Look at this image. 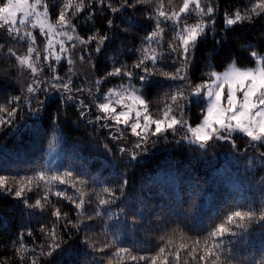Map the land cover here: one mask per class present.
<instances>
[{"label":"snow or ice","instance_id":"snow-or-ice-1","mask_svg":"<svg viewBox=\"0 0 264 264\" xmlns=\"http://www.w3.org/2000/svg\"><path fill=\"white\" fill-rule=\"evenodd\" d=\"M153 3L154 0H119L114 6V0H88L87 3L85 0H63L57 5H50L47 0H0V40L26 43L25 55H17L12 48H8L7 52L9 57H15L19 70L26 68L31 74V82H25L20 76L0 71V101H3L0 103V113L6 114L0 115V132L8 126L11 134L20 139L21 147L33 136L40 135V126L35 121L28 123L22 120L20 124L16 123L22 105L29 115L37 116L38 119L42 111L47 112V120L56 126L55 131L62 132L60 106H57L55 113L48 112L45 100L40 99L41 95L47 99L51 94H57L56 99L65 106L75 107L78 111L77 126L80 123L85 127L91 125L93 133L100 130L99 135L89 140L94 160L100 165L97 176H89L86 168L71 159L62 171L45 165L32 169L31 175L0 174V194L21 200L24 209L43 211L50 195L54 194L71 204L76 212L75 220H69L67 212L62 213L58 207L52 209L56 220L63 219L64 226H70V230L57 231L55 224L50 229L42 227L41 231L45 232L48 242L39 245V251L37 247L29 248L24 243V232L21 231L17 239L12 241V250L15 252L13 258L18 259L20 264H24L25 260L28 264H41L42 261L43 264H61L57 258L66 255L76 256L72 264H104L97 258V253L106 254L107 250L113 248L108 264H111L112 257L118 260L127 257L134 264L139 261L145 264H172L173 260L180 264L181 252L189 257L188 264H264V176L256 182L259 184L256 193L239 198L220 187L213 190L207 178L190 181L182 188L183 195L162 198L165 202L154 199L157 193L151 187L147 192L142 188L134 199L126 192L129 184L128 166H139L140 161L146 160L151 150L160 144L165 148L187 144L206 153L217 143L227 142L236 150L235 138L242 135L247 138L245 154L248 149L258 153V157L250 159H257L260 169L264 170V53L252 50L248 66H240L234 56L227 58L222 66H217L214 62L218 55L217 48L226 42L227 35L217 39L215 0H207V3L202 0H183L178 11H165L163 0H158L156 6L145 13V20L153 23L151 31L140 37V47L129 48L127 43L122 42L121 47L108 58V62L113 65L111 69L94 82L97 92L108 77L126 78L127 83L109 88L102 97L93 96L90 87L73 84V52L77 46L82 48L79 59L83 61V52L92 55L89 45L93 43L95 54L99 56L121 36H135L132 29L137 27L138 22L129 10L134 12L138 7ZM93 4L96 7L88 13L87 19L91 20L94 15L107 10L111 13L107 19L108 31L101 35L96 30L84 37L79 35L75 21L79 19L80 13L92 8ZM50 7L58 8L54 22ZM190 12H194L196 17V22L192 24L187 23ZM261 16H264V0H254L242 9L237 8L231 15L226 11L224 24L226 30H230L244 22L252 23ZM162 25L169 26L173 33L166 50V29ZM209 33L214 46L204 56L202 75L195 76L196 53L200 45L208 40ZM38 37L42 38L44 44L43 56L37 47ZM241 47L247 51L253 46L249 43ZM0 50H4V44H0ZM125 52L135 55L136 59L130 67L123 62L116 66L119 57ZM62 61H66L68 66L66 77L60 76L57 71ZM165 61H170L167 67L172 68V71L158 66ZM45 65L51 73L50 77L44 75ZM194 80L198 82L194 83ZM16 92L20 94L12 95ZM85 92L92 96L90 103L81 98ZM153 95L159 97L157 103L163 102L156 116L150 111L149 97ZM93 107L97 113L94 118ZM105 129L115 130L108 132L107 142L101 140ZM126 131L135 137L134 145L131 149L119 147L117 157L112 142L120 141ZM177 133H180L179 138ZM170 135L172 140H169ZM72 147L80 150L82 145L74 143ZM6 148V144L0 145V157L5 154ZM105 167H123L124 171L119 174L118 180L109 184L111 177L103 181L98 179ZM249 170L250 167L246 169ZM245 181L251 184L246 177ZM90 183L100 185L99 191L95 193V201L85 199V189ZM41 185L45 188V194L34 203H29L24 198L25 192L38 190ZM56 185H69L79 195H70L61 189L53 192ZM93 204L94 209H86V205ZM118 204L119 213L107 210ZM120 216H123V220H120ZM154 216H162L166 224L176 225L171 233L163 230L165 235L159 237L161 245L155 255L137 256L132 254L131 248L119 246L121 237L116 235L117 232L131 235L138 229L150 227ZM97 218L101 220L100 226L105 230V237L109 235V221L116 220L118 225L115 232L111 233L112 239L103 246H98L90 223ZM184 228L189 232L197 231L198 235L190 237ZM82 230L83 236L78 243L65 248L68 241L64 236L72 240L71 233L74 231L79 236ZM257 230L262 245L260 259L240 261L236 254L238 245L249 243L247 237L255 236ZM177 233L182 241L178 245L174 242ZM27 235H33L30 228L27 229Z\"/></svg>","mask_w":264,"mask_h":264},{"label":"trees","instance_id":"trees-1","mask_svg":"<svg viewBox=\"0 0 264 264\" xmlns=\"http://www.w3.org/2000/svg\"><path fill=\"white\" fill-rule=\"evenodd\" d=\"M50 5H57L62 3L63 0H47ZM87 3L88 0H85ZM158 0H154L153 4L138 7L134 12L130 9L132 17L138 22L137 27L132 29L135 36H121L119 39L114 40L109 46H107L99 56L95 54V43L89 45V51L92 55L89 56L87 52H83L84 60L79 59L82 54L81 46L73 52L74 65L72 67V80L75 86L83 85L85 88H91L93 96H100L108 91L109 88L118 86L121 83H127L126 78L120 77H108L107 81L102 83L99 92L95 87V80L101 79L105 76L106 72L113 66L108 62V58L113 56L118 48L121 47L122 42L127 43L129 48L140 47V37L144 36L147 31H151V21L145 20V13L152 7L156 6ZM203 3H207V0H202ZM254 0H215L217 6L215 19V30L218 33L217 39L220 36L227 35L226 42L217 48L218 55L214 58V62L217 66H222L225 60L229 57H235L239 61L240 66H248L250 60V52L252 50H259L264 53V16L255 18L252 23L244 22L233 26L232 29L226 30L224 24V14L227 11L231 15L237 8H243L245 5H250ZM119 3V0H114V6ZM164 10H179L182 6L183 0H163ZM96 7L95 4L92 8H86L80 13L79 19L75 21L78 25V33L81 36L87 37L94 31L99 30L103 35L108 31L107 19L110 18L111 13L105 10L102 14H96L91 20H88V13ZM52 13V19L56 18L58 14V8L50 7ZM183 15V14H182ZM119 22V20H117ZM196 22L194 12H190L187 17V23L192 24ZM170 24V22H169ZM164 34V46L166 50L167 42L172 39L173 33L171 28L166 25ZM2 31V30H0ZM252 44V48L244 51L241 47L242 44ZM0 44H4V50H0V71H7L13 76H20L25 82H31V74L28 69L22 71L18 69L15 57H9L7 49L12 48L17 55H25L27 51V45L24 42L17 43L12 41L8 43L5 40H0ZM213 41L211 33L208 35V40L200 45L199 50L196 53V69L195 76H201L203 72L204 56L213 47ZM38 50L43 53L44 44L42 38L38 37L37 41ZM136 59L135 55L125 52L119 57V63H127L129 67ZM170 61H165L158 66L164 68L167 71H172V68L167 67ZM93 64L95 67H93ZM57 71L62 77L67 76L68 66L66 61H62L58 66ZM44 75L50 77L51 73L45 65ZM162 79V78H161ZM194 83L198 81H193ZM179 83V82H172ZM165 90H168L165 88ZM19 92L12 93V95H19ZM57 94H51L49 98H45L44 95L40 96L41 100H45L48 106V112L55 113L57 106H60L62 122L60 127L62 132H56V126L52 125L47 120V112H41L39 114L40 119L37 116L29 115L27 109L21 106V110L18 113L17 124L23 121L31 123L35 121L40 126V135L33 136L30 141L26 143L24 147H21V141L19 138L13 136L8 126H5L4 131L0 132V145H7L5 154L0 157V174H15L31 175L32 169H39L41 166H47L52 169L63 170L67 167L68 160L75 161L76 164L86 168L89 176H97V169L100 168L99 162L94 160V153L89 146V140L95 135H99L100 130L96 133L92 132V126L85 127L83 123L77 126L78 111L73 106H65L61 101L56 99ZM79 95V94H78ZM162 95V93H161ZM81 98L85 99L86 103H90L92 96H89L85 92ZM150 111L154 116L159 113V110L163 107V102L157 103L159 97L153 95L149 97ZM3 103V101H0ZM35 104V101H33ZM198 111V110H196ZM66 113V115H65ZM96 110L93 107L92 116L96 115ZM5 115V113H0ZM193 121L195 115L192 116ZM105 135L101 136V140L107 142L106 137L109 131H115L110 129L103 130ZM180 133H177L179 138ZM169 140H172L171 135ZM237 149L233 150L227 142H219L214 147H211L205 153L203 150L197 151L194 146L189 147L187 144H182L180 147L170 146L165 148L163 144L157 145L155 150H151V154L146 160H141L140 165H129L127 179L129 181L126 189L127 195L130 198L139 195L141 189L145 192L151 187L157 195L154 197L157 201L165 202L162 198H172L176 194L183 195L182 188H185L188 183L195 179L203 180L207 178L209 184L213 186V190L216 187H220L223 191L231 193L233 196L239 198L241 195L250 196L257 192L259 184L256 182L264 176V170L260 169L259 161L257 159H250L252 157H258V153L248 149L245 154L244 149L247 147V138L242 135H237L235 138ZM135 137H133L130 131L124 133L123 138L120 141H113V152L119 157L118 148L128 147L131 149L134 145ZM79 143L82 145L80 150H74L72 145ZM110 145V146H112ZM235 151V155L233 154ZM238 157V159H237ZM127 160V155H125ZM119 164V160H117ZM246 171V169H249ZM79 171V169H77ZM124 171L123 167H105L101 170L98 176L100 180H106L108 177L109 184L113 180L119 179V174ZM247 180L251 181V184L246 183ZM100 185H91L85 189V199L96 200V192L99 191ZM57 189L66 190L68 194L78 196L75 189L69 185H56L53 188V192ZM94 189V190H93ZM45 194V188L43 185L38 190L32 192H25L24 198L29 200V203H34L36 199ZM119 194V193H118ZM257 206L259 201L257 199ZM60 208L61 212L68 213L69 220H75L76 212L73 210V206L67 201L56 197L54 194L50 195L49 203L45 205L44 210L40 209H24V205L21 200H17L13 196L0 194V264H20L18 259H14L15 252L12 250V241L16 240L18 234L24 232V243L29 247H37L42 244H46L47 236L45 232L41 231V228L50 229L53 224L57 226V231L69 232L70 226L65 227V221L61 219L57 221L52 215L53 208ZM120 205H113L108 211H114L119 213ZM86 209H94L93 205H86ZM147 212V209H145ZM210 215V213H208ZM120 220H123V216H120ZM93 225L92 232L95 233V238L98 242V246H103L104 243L112 239L111 233L115 232L117 225L116 220L109 221V228L107 231L109 235L105 237L104 229L101 228V220L99 218L90 222ZM207 223V219L205 220ZM176 225L174 223H165L164 218L153 217V223L150 227L144 229H138L135 233L127 235L123 232H117L116 235L121 237L120 245L122 247L131 248L132 254L140 256H152L158 251V247L161 245L159 237L165 235V231L171 233L172 229ZM183 227V226H181ZM31 229L33 235L29 237L27 235V229ZM185 233L194 237L198 235L197 231L189 232L187 228H184ZM72 240L68 239L65 235L64 239L68 241L65 248L68 245L77 244L79 239L83 236V230L77 236L75 232L72 233ZM260 233L257 230L255 236L247 237L249 243H241L238 245L237 257L240 261H249L252 259H260V249L262 247L261 240L259 238ZM176 245L181 243L179 233L174 237ZM188 242L190 241H183ZM113 249L107 250L105 253H97V258L102 260L104 264H108V257L112 256ZM30 254V253H29ZM61 264H72L75 261V255H66L58 257ZM82 259V258H81ZM189 257L181 252L180 264H188ZM24 264H28L25 260ZM43 264V261L41 262ZM111 264H134L127 257L123 260H118L112 257ZM138 264H145L144 261H139ZM172 264H176V261H172ZM194 264V262H193Z\"/></svg>","mask_w":264,"mask_h":264},{"label":"rangeland","instance_id":"rangeland-1","mask_svg":"<svg viewBox=\"0 0 264 264\" xmlns=\"http://www.w3.org/2000/svg\"><path fill=\"white\" fill-rule=\"evenodd\" d=\"M50 10V9H49ZM51 13V12H50ZM51 19H52V17H51ZM53 20V22L55 21V19H52ZM38 31V30H37ZM40 54H41V56H43L44 55V52L43 53H41L40 52ZM52 63H55V61H52ZM243 67V66H242ZM114 87H116V86H114ZM113 88V87H112Z\"/></svg>","mask_w":264,"mask_h":264}]
</instances>
